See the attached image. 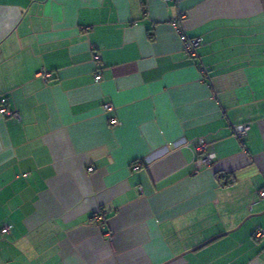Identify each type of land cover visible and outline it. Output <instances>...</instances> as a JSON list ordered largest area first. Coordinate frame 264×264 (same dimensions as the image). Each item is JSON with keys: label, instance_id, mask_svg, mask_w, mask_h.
Here are the masks:
<instances>
[{"label": "crops", "instance_id": "1", "mask_svg": "<svg viewBox=\"0 0 264 264\" xmlns=\"http://www.w3.org/2000/svg\"><path fill=\"white\" fill-rule=\"evenodd\" d=\"M1 97L0 264H264L259 0H0Z\"/></svg>", "mask_w": 264, "mask_h": 264}, {"label": "built area", "instance_id": "2", "mask_svg": "<svg viewBox=\"0 0 264 264\" xmlns=\"http://www.w3.org/2000/svg\"><path fill=\"white\" fill-rule=\"evenodd\" d=\"M166 1L174 2L175 4H177L178 0H166ZM185 17H186V15L184 12L178 11L177 16L171 21V24L175 28V31L177 32V34H178V36L182 42L184 53L190 58H196L198 56L197 49L201 44V38L200 37H189L188 35H186V33H185V31L181 25V22H182V20H184ZM96 58H98V57L96 56ZM202 70L204 73H206L204 68H202ZM40 75L42 76V78L44 80H47L50 76L49 73H40ZM206 75H207V73H206ZM95 78L100 79V76L95 75ZM6 100H7L6 97L0 98V114L5 116V117L12 118L14 120H19L20 115L17 111L8 110L6 108V102H7ZM102 108L105 111H109V112L114 110L113 106L109 103H104L102 105ZM110 123H111V125H116V124H118V121L116 118L112 117L110 119ZM232 129H233V133H234L235 137L240 139L248 132L249 125H247V124L234 125V126H232ZM205 149H206V142L204 139L198 138L193 143V150L198 155L197 159L195 160L196 166L205 167V166H209L212 164L215 155H214V153H207L205 151ZM135 166L137 168H140V167H142V163L136 162ZM89 170H93V167H89ZM104 218H105V215H104L103 211H96L92 215V220L94 222H97L100 224L104 223ZM10 229H11L10 225L4 224L1 227V233L3 235H8L10 233ZM104 237H106L108 242H111L112 237H113V233L106 231L104 233ZM251 237L254 240L264 238V229H256Z\"/></svg>", "mask_w": 264, "mask_h": 264}, {"label": "water", "instance_id": "3", "mask_svg": "<svg viewBox=\"0 0 264 264\" xmlns=\"http://www.w3.org/2000/svg\"><path fill=\"white\" fill-rule=\"evenodd\" d=\"M259 1H260V4H261V7H262V11H264V0H259ZM260 214H264V212H261V213H258V214H251V215L247 216L246 219H247V218H250V217H253V216L260 215ZM228 232H230V231H228ZM223 234H226V232H225V233H221V234H219V235H216V236H214V237H213L212 239H210V240H213V239H215V238H217V237H219V236H222ZM210 240H209V241H210ZM209 241H206V242H204V243H201L200 245L194 247L193 249L188 250L187 252L192 251V250H195V249H197V248H199V247L205 245V244H206L207 242H209ZM183 254H185V253L180 254V256H182Z\"/></svg>", "mask_w": 264, "mask_h": 264}]
</instances>
